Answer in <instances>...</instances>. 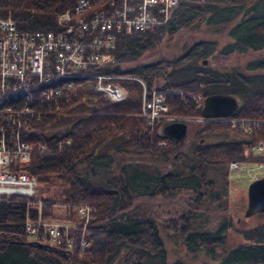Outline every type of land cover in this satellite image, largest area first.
I'll use <instances>...</instances> for the list:
<instances>
[{
  "label": "trees",
  "instance_id": "1",
  "mask_svg": "<svg viewBox=\"0 0 264 264\" xmlns=\"http://www.w3.org/2000/svg\"><path fill=\"white\" fill-rule=\"evenodd\" d=\"M74 1L0 0V17L11 18L18 29L52 30L55 15ZM261 1L180 2L152 30L119 34L108 58L90 67L136 76L142 85L132 78L114 79L125 94L113 101L93 89L91 77L78 78L66 95L26 118L21 138L31 145V153L21 168L55 194L39 197L40 208L37 198L18 193L0 199V264H181L164 261L155 218H141L131 210L138 198L171 191L192 193L195 202L200 195L213 198L222 205L219 211L226 208L221 204L228 194L225 165L244 159L249 153L245 148L264 140V55L247 60L242 68L206 67L196 61L212 53L205 49L210 39L204 38L170 57L144 56L155 46L172 47V36L180 38L183 28H192L193 34L223 31L229 38L217 49L220 55L264 48ZM202 24L208 31L200 30ZM152 92L162 95L167 114L183 120L188 129L192 126V142L170 137L162 131L163 120L148 121L140 114L142 93L149 97ZM214 92L235 96L236 107L227 117L200 118L202 98ZM62 116L67 122H61ZM204 133L224 138L199 141ZM107 145L112 147L105 151ZM131 162L137 165L130 167ZM79 206L86 212L79 213ZM54 207H62L63 218L75 224L68 244L32 238L24 230L27 217H58ZM196 207L200 213L183 211L179 227L173 222L169 227L178 229L191 249L220 243L229 225L227 214L220 211L221 218L210 227L200 221L204 208ZM170 217L172 213L164 212L159 219ZM237 233L241 240L210 264H264V222Z\"/></svg>",
  "mask_w": 264,
  "mask_h": 264
},
{
  "label": "built area",
  "instance_id": "2",
  "mask_svg": "<svg viewBox=\"0 0 264 264\" xmlns=\"http://www.w3.org/2000/svg\"><path fill=\"white\" fill-rule=\"evenodd\" d=\"M182 1L75 0L55 15L52 30L18 29L11 18L0 17V199L10 193L34 197L36 178L21 168L31 153V145L21 138L26 118L66 95L78 78L91 77L93 89L113 101L125 94L114 79L132 78L142 85L136 76L90 67L108 58L119 34L152 30ZM166 108L161 94L142 93L139 112L148 121L176 120ZM236 166L235 161L228 163L229 170ZM77 211L86 212V207ZM24 230L32 238L71 242L63 225L40 217H27Z\"/></svg>",
  "mask_w": 264,
  "mask_h": 264
},
{
  "label": "rangeland",
  "instance_id": "3",
  "mask_svg": "<svg viewBox=\"0 0 264 264\" xmlns=\"http://www.w3.org/2000/svg\"><path fill=\"white\" fill-rule=\"evenodd\" d=\"M184 1L185 0H183L182 2ZM260 5L264 6V0L261 1ZM173 9L171 10V12L173 11ZM171 12L169 14H171ZM206 15L208 14L206 13L203 17H205ZM200 30L208 31V27L202 24V26H200ZM180 34V38H177L176 35L172 36L174 37V39L172 40L174 41L172 47L170 45L152 47L145 53L144 58L146 60H151L158 57H170V55H173L174 53L178 54L187 50L191 45L194 44L195 41L204 38L210 39L211 42L205 44V49H212V53L210 54L207 52L206 54L197 57L196 61L200 62L199 60H204V62H202V65L206 67L215 69L216 67L230 68L238 66L239 68H242L241 65L247 60L260 55H264V48L255 51L248 50L240 53L232 52L228 55H220L217 52V49L220 48V46H222V44H224V42H226L229 38L228 35H225L223 31L216 33H207L200 31L196 34H193L192 28H183L180 30ZM64 117L65 116L61 117V122H67ZM191 130L192 126L188 129L186 125V133L183 136L184 138L182 139V143L186 142L187 144L188 141L192 142V136L190 135ZM201 138L202 142H205L224 138V136L219 134L204 133L201 135ZM258 144H260V146L255 149L249 147L247 150L245 148V150L249 153L244 155V159L242 158L238 161V164L234 170L228 169V163L225 165L228 177V194H226L225 198L221 201V204L225 203L226 208H221L222 210L220 211H222L224 214H227L229 225L227 227V230L224 232L223 240L218 244H213L212 247L208 248L204 245L198 244L199 246L195 247L194 249H191V247L189 248L182 243V235L178 234V229H171L169 227V223L173 222L176 227H179V224H177V222L180 220L179 217L183 213V211L191 210L192 212L200 213L199 211H197L196 206H198L204 208L203 213H201L200 221H207L208 225H210L209 223H211L210 227H214L217 221H219V219L221 218L220 211L217 207L220 208L222 205H217L218 201L214 200L213 198L203 197L202 195H200L199 202H197V200L195 202L193 200L194 194L188 193L191 194L188 195L187 191H171V193L166 192L154 195L149 198H138L135 200L136 206H134V208L131 210L133 213L136 211V215L141 218L145 215L150 218H155L154 223L158 229L159 241L164 248V261L169 262L172 260H177L181 264H210L220 256L223 250L229 248L230 246L241 240V237L237 233V229L245 228L247 226H253L264 222L263 212H256L246 217L242 215L243 209L246 205V185L254 177L256 178L264 176V140H262ZM111 147L112 145L105 146V151H108ZM141 161L148 162L150 164L153 162L154 165L160 164V162L155 161V159L149 161V159L143 158L141 159ZM136 165V162L130 163V167H134ZM214 170H216V168H214ZM126 171L129 175V170ZM34 190V196L35 198H37L36 203L38 202L39 197L55 194V192H49L48 185L46 183L37 182ZM36 205L38 206V204ZM164 212L172 213V217H170L171 219L169 220L160 222L159 218L161 214L164 215ZM174 212H176L178 215L175 216ZM53 213L58 217L43 220L46 222H53L63 225L66 228V233L72 235L75 224L73 223V221L63 218V208L54 207ZM213 222L215 223L213 224ZM49 240L52 241V239ZM85 243V241L80 240L81 245H84ZM115 258L119 262L120 257Z\"/></svg>",
  "mask_w": 264,
  "mask_h": 264
},
{
  "label": "water",
  "instance_id": "4",
  "mask_svg": "<svg viewBox=\"0 0 264 264\" xmlns=\"http://www.w3.org/2000/svg\"><path fill=\"white\" fill-rule=\"evenodd\" d=\"M204 62V60H201ZM236 98L229 93L214 92L202 98L200 114L202 117H224L236 107ZM162 131L174 139H180L186 133V124L183 121L165 123ZM246 205L242 215L244 217L264 211V176L256 177L248 182L245 188Z\"/></svg>",
  "mask_w": 264,
  "mask_h": 264
},
{
  "label": "flooded vegetation",
  "instance_id": "5",
  "mask_svg": "<svg viewBox=\"0 0 264 264\" xmlns=\"http://www.w3.org/2000/svg\"><path fill=\"white\" fill-rule=\"evenodd\" d=\"M199 141H202V138H200Z\"/></svg>",
  "mask_w": 264,
  "mask_h": 264
}]
</instances>
